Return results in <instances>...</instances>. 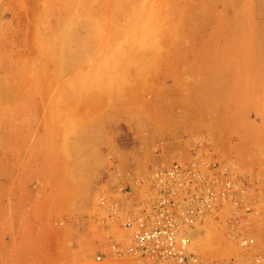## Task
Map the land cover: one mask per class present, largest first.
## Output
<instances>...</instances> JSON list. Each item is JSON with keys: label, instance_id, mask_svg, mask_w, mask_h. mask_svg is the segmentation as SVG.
<instances>
[{"label": "rangeland", "instance_id": "1", "mask_svg": "<svg viewBox=\"0 0 264 264\" xmlns=\"http://www.w3.org/2000/svg\"><path fill=\"white\" fill-rule=\"evenodd\" d=\"M198 149L264 183V0H0V264L43 225L82 264L104 192ZM209 228L204 255L264 264V206L251 253Z\"/></svg>", "mask_w": 264, "mask_h": 264}, {"label": "built area", "instance_id": "2", "mask_svg": "<svg viewBox=\"0 0 264 264\" xmlns=\"http://www.w3.org/2000/svg\"><path fill=\"white\" fill-rule=\"evenodd\" d=\"M210 152L198 149L189 158L157 165L135 195L104 192L93 217L106 238L82 264H234V258L204 255L193 238L213 220L251 253L264 183L252 173H241L230 158ZM252 256V262L261 263L263 255Z\"/></svg>", "mask_w": 264, "mask_h": 264}, {"label": "crops", "instance_id": "3", "mask_svg": "<svg viewBox=\"0 0 264 264\" xmlns=\"http://www.w3.org/2000/svg\"><path fill=\"white\" fill-rule=\"evenodd\" d=\"M87 218L84 217L82 220L85 221ZM41 228L43 231L38 229L35 235L36 248L30 254L32 261H35V264H54L53 259L59 254L60 248L57 234L51 231L48 225H43Z\"/></svg>", "mask_w": 264, "mask_h": 264}, {"label": "bare ground", "instance_id": "4", "mask_svg": "<svg viewBox=\"0 0 264 264\" xmlns=\"http://www.w3.org/2000/svg\"><path fill=\"white\" fill-rule=\"evenodd\" d=\"M25 38V37H24ZM110 39V38H109ZM107 50V49H106ZM253 59V58H252ZM179 85V84H178ZM13 86V85H12ZM5 93V92H4ZM14 96V95H13ZM241 166V165H240ZM255 174V173H254ZM197 231V234L193 235V238L197 239L198 242H204L206 240L214 238L212 230L207 229V224L202 225ZM211 242V241H210ZM213 244V243H212ZM214 245V244H213ZM211 246V245H210Z\"/></svg>", "mask_w": 264, "mask_h": 264}]
</instances>
